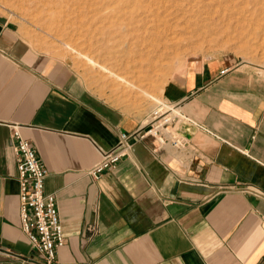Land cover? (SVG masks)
I'll use <instances>...</instances> for the list:
<instances>
[{
	"label": "crops",
	"instance_id": "0c3cea01",
	"mask_svg": "<svg viewBox=\"0 0 264 264\" xmlns=\"http://www.w3.org/2000/svg\"><path fill=\"white\" fill-rule=\"evenodd\" d=\"M164 98L185 144L134 138L93 177L99 147L147 114L101 102L0 18V264L43 261L21 227L15 127L56 197L55 264H264V78L219 56L191 59Z\"/></svg>",
	"mask_w": 264,
	"mask_h": 264
},
{
	"label": "rangeland",
	"instance_id": "374dc122",
	"mask_svg": "<svg viewBox=\"0 0 264 264\" xmlns=\"http://www.w3.org/2000/svg\"><path fill=\"white\" fill-rule=\"evenodd\" d=\"M0 18L126 111L166 104L168 81L191 59L219 56L264 78V0H0Z\"/></svg>",
	"mask_w": 264,
	"mask_h": 264
},
{
	"label": "built area",
	"instance_id": "2783aa9c",
	"mask_svg": "<svg viewBox=\"0 0 264 264\" xmlns=\"http://www.w3.org/2000/svg\"><path fill=\"white\" fill-rule=\"evenodd\" d=\"M164 105L168 107H164ZM153 108L147 114L146 122L128 132L119 130L117 140L109 148L99 147L101 158L89 168L93 177L114 167L131 152L133 139L145 135H156L160 142L170 143L176 148L185 144L182 137L173 130V115L169 105ZM14 148L17 157V180L19 186V213L21 227L32 247L41 252V264H55L56 249L64 243V235L59 217L56 197L47 192L44 180L47 173L43 162L37 157L34 147L24 138L18 128L13 129Z\"/></svg>",
	"mask_w": 264,
	"mask_h": 264
},
{
	"label": "bare ground",
	"instance_id": "6f19581e",
	"mask_svg": "<svg viewBox=\"0 0 264 264\" xmlns=\"http://www.w3.org/2000/svg\"><path fill=\"white\" fill-rule=\"evenodd\" d=\"M165 8H166V7H165ZM165 10H166V9H165ZM169 11H170V10H169ZM158 14H159V12H154V18H155V19H154V22H158V21L162 22V21H163V19H160V20L158 19ZM166 14H167V15H171V12H167ZM166 14H165V15H166ZM165 25H166V24H165ZM165 25H164L163 28H161V29L163 30V33H164L165 29L169 30V27H167L168 25H166V26H165ZM154 27H155L157 30H159V28H160V27L157 28L156 24H154Z\"/></svg>",
	"mask_w": 264,
	"mask_h": 264
}]
</instances>
